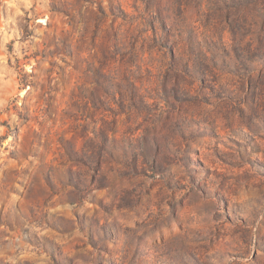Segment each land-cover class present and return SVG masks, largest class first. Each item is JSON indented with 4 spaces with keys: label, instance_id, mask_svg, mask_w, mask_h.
I'll list each match as a JSON object with an SVG mask.
<instances>
[{
    "label": "rangeland",
    "instance_id": "obj_1",
    "mask_svg": "<svg viewBox=\"0 0 264 264\" xmlns=\"http://www.w3.org/2000/svg\"><path fill=\"white\" fill-rule=\"evenodd\" d=\"M0 264H264V0H0Z\"/></svg>",
    "mask_w": 264,
    "mask_h": 264
}]
</instances>
